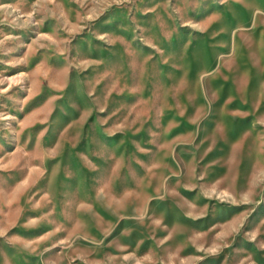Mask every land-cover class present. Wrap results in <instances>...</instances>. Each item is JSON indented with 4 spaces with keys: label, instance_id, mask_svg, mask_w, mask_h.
<instances>
[{
    "label": "rangeland",
    "instance_id": "obj_1",
    "mask_svg": "<svg viewBox=\"0 0 264 264\" xmlns=\"http://www.w3.org/2000/svg\"><path fill=\"white\" fill-rule=\"evenodd\" d=\"M0 264H264V0H0Z\"/></svg>",
    "mask_w": 264,
    "mask_h": 264
}]
</instances>
